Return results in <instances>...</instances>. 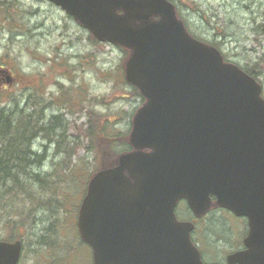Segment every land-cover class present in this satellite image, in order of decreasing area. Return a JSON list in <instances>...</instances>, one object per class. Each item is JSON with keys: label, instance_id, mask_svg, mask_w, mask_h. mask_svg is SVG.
I'll return each instance as SVG.
<instances>
[{"label": "water", "instance_id": "obj_1", "mask_svg": "<svg viewBox=\"0 0 264 264\" xmlns=\"http://www.w3.org/2000/svg\"><path fill=\"white\" fill-rule=\"evenodd\" d=\"M98 40L129 49L124 76L146 98L132 150L87 183L77 216L93 264H204L175 219L215 202L247 218L245 249L227 264H264V99L260 84L192 37L168 0H49ZM20 243L0 240V264Z\"/></svg>", "mask_w": 264, "mask_h": 264}, {"label": "rangeland", "instance_id": "obj_2", "mask_svg": "<svg viewBox=\"0 0 264 264\" xmlns=\"http://www.w3.org/2000/svg\"><path fill=\"white\" fill-rule=\"evenodd\" d=\"M175 5L188 29L212 40L225 59L256 63L264 95V62L258 61L264 55V0ZM88 35L47 0H0V108L11 111L12 119L28 117V146L38 154V180L23 182L26 191L14 195L0 187V237L21 240L18 264H90L74 207L99 150H120L142 103L123 78L125 51ZM7 70L13 75L9 83ZM178 209L181 218L185 206ZM210 214L211 226L199 225L194 237L204 260L219 261L231 244L224 239L239 240L244 221L226 211Z\"/></svg>", "mask_w": 264, "mask_h": 264}, {"label": "trees", "instance_id": "obj_3", "mask_svg": "<svg viewBox=\"0 0 264 264\" xmlns=\"http://www.w3.org/2000/svg\"><path fill=\"white\" fill-rule=\"evenodd\" d=\"M170 1L174 4L176 2L184 3V0ZM88 36L90 37L91 35L89 34ZM93 40L97 41L95 38H93ZM209 43L214 45L212 40L209 41ZM258 61L264 62L263 54L259 56ZM241 68L253 77L258 75L256 71V63H253L250 67L241 66ZM131 87L135 94L138 95L141 100H144L138 90L134 86ZM52 116L53 120L57 118V115L55 114H52ZM27 128H29L28 117L25 119H12L11 111L5 112L0 108V187L3 186L5 191L11 190L14 195H16V192L18 194L19 192L27 190V187L23 182L26 183L29 178L38 180V173L34 167L38 162V154L28 146L29 135H31L32 130L27 133ZM129 147V142L125 139L119 151L127 150ZM116 154L117 152L112 151L109 147L99 150L97 157L98 163L93 171L100 167L113 164Z\"/></svg>", "mask_w": 264, "mask_h": 264}, {"label": "flooded vegetation", "instance_id": "obj_4", "mask_svg": "<svg viewBox=\"0 0 264 264\" xmlns=\"http://www.w3.org/2000/svg\"><path fill=\"white\" fill-rule=\"evenodd\" d=\"M213 205V201H210V205L209 206H212ZM224 241H227V242H231V244H230V246H229V249H231V250H237V249H241V248H243L244 246H243V243L241 242L240 243V241H238V240H236V239H231V238H226V239H224ZM222 263H224V260L223 261H221ZM221 262H218V263H221ZM236 264V263H235Z\"/></svg>", "mask_w": 264, "mask_h": 264}]
</instances>
